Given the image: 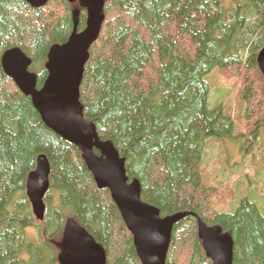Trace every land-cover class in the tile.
<instances>
[{"label": "trees", "instance_id": "trees-1", "mask_svg": "<svg viewBox=\"0 0 264 264\" xmlns=\"http://www.w3.org/2000/svg\"><path fill=\"white\" fill-rule=\"evenodd\" d=\"M76 10L81 32L88 13L78 3L49 0L34 9L26 0H0V264H60L70 220L104 248L106 264H142L110 191L98 188L82 152L44 124L2 67L4 53L20 49L42 88L50 49L69 40ZM104 15L80 101L99 138L125 159L130 181H140L142 200L162 217L189 214L174 227L166 264H213L199 221L233 239V264H264L262 195L255 189L232 212L214 213V190L201 177L207 142L235 131L224 107L209 109L207 76L219 69L240 79L248 119L264 118L257 60L264 0H109ZM40 155L51 164L44 221L27 196Z\"/></svg>", "mask_w": 264, "mask_h": 264}, {"label": "water", "instance_id": "water-1", "mask_svg": "<svg viewBox=\"0 0 264 264\" xmlns=\"http://www.w3.org/2000/svg\"><path fill=\"white\" fill-rule=\"evenodd\" d=\"M34 9L49 0H26ZM78 2L87 10V26L79 32V11L74 12V29L63 45H54L49 52L46 70L48 78L38 88V78L30 68L32 60L20 49L7 50L2 57L5 74L18 89L31 98L44 124L81 152L99 189H108L122 218L133 236L134 246L142 264H166L173 230L188 213L162 217L160 210L142 200L139 180L130 182L126 161L111 141L99 138L96 126L87 121L80 101L85 66L89 51L98 41L105 22L104 8L109 0H68ZM258 66L264 76V48L258 55ZM97 150L100 155L95 153ZM51 164L40 155L37 168L27 179V196L35 217L44 221L45 197L50 189ZM199 236L213 264H233L234 242L219 226H207L199 221ZM61 264H106L104 248L93 240L73 220L69 221L64 238Z\"/></svg>", "mask_w": 264, "mask_h": 264}, {"label": "rangeland", "instance_id": "rangeland-1", "mask_svg": "<svg viewBox=\"0 0 264 264\" xmlns=\"http://www.w3.org/2000/svg\"><path fill=\"white\" fill-rule=\"evenodd\" d=\"M206 79L210 86L209 109L224 107L235 124L231 139L207 142L202 159V180L214 190L213 212H232L234 205L239 206L255 189L262 195L264 209V118L252 113L248 119L247 102L239 96L240 79L223 78L219 69ZM255 123H260L259 128H254ZM249 129H253L255 137H247Z\"/></svg>", "mask_w": 264, "mask_h": 264}, {"label": "bare ground", "instance_id": "bare-ground-1", "mask_svg": "<svg viewBox=\"0 0 264 264\" xmlns=\"http://www.w3.org/2000/svg\"><path fill=\"white\" fill-rule=\"evenodd\" d=\"M255 121V120H254Z\"/></svg>", "mask_w": 264, "mask_h": 264}]
</instances>
